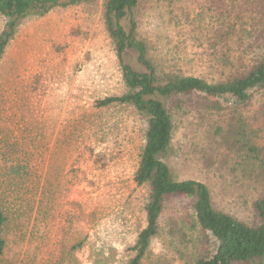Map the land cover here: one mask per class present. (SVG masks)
I'll list each match as a JSON object with an SVG mask.
<instances>
[{
	"label": "rangeland",
	"instance_id": "374dc122",
	"mask_svg": "<svg viewBox=\"0 0 264 264\" xmlns=\"http://www.w3.org/2000/svg\"><path fill=\"white\" fill-rule=\"evenodd\" d=\"M216 1L173 0L170 17H147L167 60L208 81L224 70L208 42L220 14ZM99 17L86 22L78 9H54L25 20L0 61V204L7 217L0 264H119L145 225L146 193L133 181L142 147L137 118L123 106L95 104L123 90ZM2 25L0 18V31ZM77 26L87 31L82 40L70 34ZM241 49L235 44L220 52L247 59L256 53ZM200 105L174 119L167 159L173 178L205 184L216 209L250 224L264 180L235 164L228 120L206 109L205 100ZM188 207L187 201L167 204L150 258L182 263L174 249L184 243L169 234L180 224L187 251L198 243ZM206 243L213 250L209 234Z\"/></svg>",
	"mask_w": 264,
	"mask_h": 264
},
{
	"label": "trees",
	"instance_id": "16d2710c",
	"mask_svg": "<svg viewBox=\"0 0 264 264\" xmlns=\"http://www.w3.org/2000/svg\"><path fill=\"white\" fill-rule=\"evenodd\" d=\"M216 3L220 14L208 42L224 70L208 81L186 75L168 61L160 43L148 32V14L158 12L157 21L164 13L170 17L173 0H0V61L25 20L43 17L54 9H78L87 16L86 22H92L100 12L101 24L121 68L123 90L120 95L97 100L96 107L130 109L142 134L133 181L146 193L141 203L145 225L133 244L125 247L127 258L119 264H174L159 255L150 258L152 244L163 230L165 208L173 201H187L193 216L190 230H198V243L192 244L190 251L185 245L183 225L175 232L169 231L171 236L179 234V243H184L174 249L181 264H264V191L252 203V222L245 223L216 209L205 184L175 180L167 163L173 153L175 117L192 107H201L205 100L206 109L228 120L235 164L246 174L264 180V0ZM86 32L77 26L70 34L82 40ZM235 44L242 48L240 52L249 48L256 53L247 59L220 52ZM129 56L133 61L128 60ZM6 222L0 204V263L6 249ZM207 234L214 240L213 250L206 243ZM80 248L81 243L74 244L71 250Z\"/></svg>",
	"mask_w": 264,
	"mask_h": 264
}]
</instances>
